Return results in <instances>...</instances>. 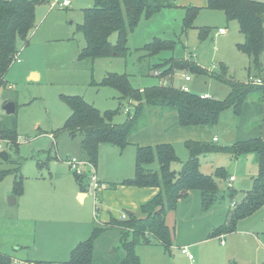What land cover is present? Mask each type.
<instances>
[{
	"label": "rangeland",
	"instance_id": "obj_1",
	"mask_svg": "<svg viewBox=\"0 0 264 264\" xmlns=\"http://www.w3.org/2000/svg\"><path fill=\"white\" fill-rule=\"evenodd\" d=\"M51 1L37 4L34 29L28 42H18L17 58L5 75V82L0 85V121L9 129L16 128L18 133L16 144L9 146V160L0 164L4 169L0 174V253L23 258H14L22 264H35V261L68 264L72 250L80 242L87 241L95 228L108 226L109 221L104 224L102 221L107 220L109 211L127 208L123 206L120 209L116 202L127 196L123 187L129 185L122 182L135 175V146L128 145L124 150L114 146L103 149L98 157V169L93 163L97 171L87 170L85 174L78 175L69 159L74 156L87 158L82 153L81 138L79 135L70 136L65 131L57 133L72 112L63 96H83L102 112L120 107L114 122L124 123L133 106L126 100L120 106L119 92L109 86H97L93 79L100 81L108 72H126L132 75L134 87L154 85L159 83V79L153 77L152 66L171 56L193 60L206 68L209 74L220 73V64H223L228 69L225 75L228 80L256 82L260 79L264 84V69L259 70L251 57L238 48V44L245 41V35L239 32L238 22L228 20L221 10L206 8V0H173L176 5L161 8L150 17H142L129 35L131 53L126 59L99 58L94 62L79 60L78 55L85 45V38L79 30L84 20V9L93 7L96 0H58L55 5ZM192 3L201 10L193 26L187 29L184 26L185 9L180 6ZM204 28L210 32L201 38ZM219 28L227 29V34H218ZM155 37L175 41L174 51L163 52L153 58L143 56L146 52L139 49ZM110 40L115 43L117 34L114 33ZM141 56L143 58L140 59ZM261 60L264 62V55ZM31 71L38 72L40 78L30 79ZM186 72L180 70L182 75ZM187 73L193 76L191 88L194 92L209 91L215 98H225L230 91L225 82ZM179 81L176 80L177 85L181 83ZM262 96L260 91H256L247 102H258ZM9 101L16 102L13 114H7L3 108ZM129 105L131 111L126 113L125 108ZM175 115V112H170L161 116L158 109H149L145 120L152 128L145 133L142 128L140 132L146 137L152 135L154 141L161 140L164 136L162 131L166 132L161 128L163 121ZM262 119L251 110L241 117L228 109L212 131L219 138L214 143L227 145L239 138L244 140ZM222 127L229 131L230 137L223 136ZM55 133L57 136L53 137ZM262 135L264 137V132ZM206 136L202 134V138ZM167 139L171 141L165 142L174 145L180 158L174 167L182 168L190 156L185 145L187 137L181 130L172 129L167 132ZM217 167H222L226 176L217 178L221 189L230 186V176H234L236 180L231 187L238 191L248 190L253 187V178L258 174L257 154L249 152L235 156L230 152L216 151L202 156L201 170L204 173L214 174ZM151 168L158 169V163L151 164ZM75 173L83 178L88 191L83 201V197L79 199L81 188ZM93 174L99 179L96 187L90 179ZM15 179L22 180L23 192L18 195L17 203L10 204ZM103 180L119 186L110 192L112 195L103 194V199L99 200L102 188L106 187ZM244 198L245 194H237L232 199L226 196L204 212L200 191H190L188 198L180 201L177 209L167 217L171 227L175 226L170 251L156 240L152 239L148 244L141 240L143 244L136 247L141 264H264V206L239 221L235 231H225L224 243L212 235L218 226L215 231L224 233L219 229L228 226L226 221L230 217L228 208L231 202H235L231 208L234 210ZM97 202L99 217L96 215ZM127 218L128 212L124 211L120 219ZM121 232L118 228L110 229L95 240L92 264L121 263L125 258ZM185 245L190 246L195 260H189L182 253L181 248Z\"/></svg>",
	"mask_w": 264,
	"mask_h": 264
},
{
	"label": "trees",
	"instance_id": "obj_2",
	"mask_svg": "<svg viewBox=\"0 0 264 264\" xmlns=\"http://www.w3.org/2000/svg\"><path fill=\"white\" fill-rule=\"evenodd\" d=\"M44 1L46 0H0V85L5 82V75L17 58L20 50L18 42H28L35 26L36 6ZM174 5L176 4L173 0H96L93 7L84 9V20L79 25L85 45L78 59H90L92 62L99 58L126 59L131 53L128 45L129 35L138 26L141 18L150 17L161 8ZM183 8L184 26L189 29L193 26L201 7L187 5ZM206 8L221 10L228 20L238 22L241 32L245 35V41L239 43L238 48L251 57L259 70H263L264 62L261 57L264 55V0H207ZM209 32L208 28L202 29L201 38ZM114 33L117 34L115 43L110 40ZM175 45L173 40L155 37L139 50L146 52L143 56L153 58L159 57L163 52L174 51ZM151 70H154L153 77L158 78L159 83L143 89L135 88L126 72H108L100 82L93 79V84L97 86L116 89L119 92L120 106L123 100L133 106L132 113L124 123L114 122L120 107L102 112L83 96L66 95L62 99L70 106L72 112L57 133L65 131L73 137L79 135L82 153L97 166L100 145L108 144L125 149L130 144V136L148 125L145 118L149 109H158L161 116L175 112L177 126L182 128L207 127L213 130L221 122L226 110L232 109L233 114L241 116L244 104L252 93L260 91L264 95V84L228 80L225 77L228 69L223 64H220V73L209 74L206 68L193 60L171 56L156 62ZM180 70L225 82L230 91L225 98H202L194 91H184L173 83V77ZM155 72H158V75H155ZM4 125L0 121V136L16 144V128L9 129ZM56 136L55 133L53 137ZM185 145L190 156L183 163L184 170L183 167H174L180 162V158L173 144L137 146L135 175L122 183L136 187H156L159 189L158 194L140 206V213L128 212L127 219L114 217L107 227L95 228L87 241L80 242L72 250L68 264H92L95 240L116 227L122 231L121 243L125 250V258L120 264H141L136 253V247L141 240L147 243L152 239L156 240L170 250L173 234L172 228L167 224V215L175 211L179 201L186 198L192 190L201 192L204 211L211 209L221 198L228 196L232 199L239 193L245 194V198L230 211L229 220L226 221L228 226L219 229L223 230L222 232L236 230L240 220L264 206V139L261 136L239 140L229 145L189 139L185 141ZM216 151L230 152L235 156L249 152L257 154L258 174L253 178L251 189L238 191L231 185L221 189L217 178H226L222 167L215 168L214 174H206L201 170V157ZM155 162L158 163V169L151 168V164ZM3 171L4 169L0 170V174ZM75 178L84 190L83 178L76 173ZM117 186V183L109 184V188ZM12 192L15 197H19L23 192L22 180H14ZM96 197L98 201V195ZM96 211L98 215V202ZM216 232L217 230H214L212 235H219L220 232ZM0 264H15V260L11 255L0 253ZM35 264L47 263L35 261Z\"/></svg>",
	"mask_w": 264,
	"mask_h": 264
},
{
	"label": "crops",
	"instance_id": "obj_3",
	"mask_svg": "<svg viewBox=\"0 0 264 264\" xmlns=\"http://www.w3.org/2000/svg\"><path fill=\"white\" fill-rule=\"evenodd\" d=\"M190 5V4H189ZM191 5H195V6H197L196 4H191ZM206 5H207V0H206ZM206 5H205V7H206ZM184 6H186V5H184ZM184 6H180V7H184ZM239 26V25H238ZM220 29V28H219ZM218 29V30H219ZM223 29H225V28H223ZM225 33H223V34H221V33H219L218 31H217V33L218 34H220V35H225V34H227V29H225ZM239 32H241V29L239 28ZM113 58H115V57H112V58H109V59H113ZM124 59V58H123ZM22 62V60L20 61V63ZM181 74V75H180ZM186 74H188L187 72L185 73V74H183L182 75V73H180V72H177L176 73V75L173 77V83L175 84V85H177L176 84V80L178 79H180V81L179 82H181L179 85H177V86H179V87H181L182 85H184V84H187L189 87H190V89H191V91H193L192 90V86H191V84H192V82H193V76L191 75V74H189L190 76H191V80L190 81H187L186 82V80H185V75ZM130 75V74H129ZM29 78L30 79H32V80H38L39 78H40V75H39V73L38 72H36V71H31L30 72V75H29ZM154 78H156V77H154ZM103 79V78H102ZM101 79V80H102ZM158 79V78H157ZM100 80V81H101ZM130 80H131V82H132V75H130ZM100 81H97V82H100ZM146 86H143V87H140L139 89H143V88H145ZM135 88H137V87H135ZM196 93H199V94H204V93H209L211 96H212V94L209 92V91H197ZM130 106V105H129ZM131 107V106H130ZM252 108V109H251ZM249 110H251L252 111V114H255V115H260V116H262L263 117V119H262V122H260V124H258L257 123V126L255 127V128H253L252 130H251V132H249V133H247V136H246V139H248V137L249 138H251V137H257V136H261L263 139H264V137H263V132H264V95L262 96V97H260L259 98V101L258 102H252V104H249L247 101L245 102V104H244V107H243V111H242V114H241V117L244 115V114H246ZM169 120V121H168ZM170 123V124H169ZM169 124V125H168ZM163 126H161V128L163 129V130H165L166 132H164V131H162V134H164V136L163 137H161V140H153V139H151V137H152V135L151 136H147L146 137V135H143V132L145 133V132H147V131H149L151 128H152V126L151 125H147L146 127H144L142 130H143V132H140L141 130H138L137 132H135V133H133L131 136H130V138H129V141H130V144L129 145H134L135 146V148H136V150H137V146H145V145H157V144H160V143H171V142H165V141H171L170 139H167V132L168 131H170V130H172L173 129V131L174 130H181L183 133H184V135H185V137H187V139L186 140H189V139H191V140H199V141H214V138L215 137H217L218 138V136H217V134H212V131H214V129L213 130H211L210 128H207V127H186V128H182V127H179V126H177V115H175V116H172L171 118H166L165 119V121H163V124H162ZM222 130H224V135L223 136H229L230 134H228V132L227 131H225V127H222ZM233 130V129H232ZM238 132V131H237ZM206 134L207 136L206 137H203L202 138V134ZM165 137V138H164ZM230 137V136H229ZM239 139H241V138H239ZM239 139L237 140V141H239ZM185 140V141H186ZM217 141H219V138L217 139ZM236 142V141H235ZM233 143V142H232ZM231 143V144H232ZM172 144V143H171ZM227 145H229V144H227ZM128 146V145H127ZM115 147V146H114ZM106 148H113L111 145H108V144H101L100 145V149H99V155H101V153H102V150L103 149H106ZM124 150V149H123ZM136 154V153H135ZM201 161H202V157H201ZM97 169H98V164H97ZM1 170H3L2 168H1ZM97 171V170H96ZM236 179H234V181H235ZM106 181V182H105ZM84 182V181H83ZM101 182V181H100ZM233 182V181H232ZM232 182H230V185H231V183ZM102 183H104V184H106V187H104V188H102V191H101V199H103V194H107L108 193V195H112V193L110 194V192H112V190H115V189H117L118 188V186L116 187V188H109V184H112V183H110V182H108V180H103V182ZM13 186V185H12ZM81 188V187H80ZM121 188V187H120ZM124 189V193L125 194H127V196L126 197H121L120 198V200L119 201H117L116 202V206H118L120 209L124 206V207H127V208H124L123 210H120V211H116V212H111V211H109L108 213H107V220H104V221H102L103 222V224L106 222V221H111V218H120V216L124 213V211H127V212H137L138 211V209L140 208V206L142 205V204H144V203H146V202H148V201H150L151 199H153L157 194H158V192H159V189L158 188H156V187H136V186H129V187H123ZM201 193V192H200ZM239 194H243V193H239ZM189 195H190V193H189ZM188 195V196H189ZM11 196L13 197L14 195L13 194H11ZM10 196V197H11ZM88 196V191H86L85 189L84 190H80V193H79V199H80V197H83L82 198V200L81 201H83L84 199H85V197H87ZM188 196L186 197V198H184V199H181L180 201H182V200H185V199H187L188 198ZM16 198V202L15 203H17L18 202V197H15ZM220 200H224L223 198H221ZM180 201H179V203H180ZM217 203V202H216ZM215 203V204H216ZM123 204V205H122ZM214 204V205H215ZM179 205V204H178ZM202 205V204H201ZM213 205V206H214ZM235 206V205H234ZM233 206V204H232V202H231V205H230V207L228 208L229 209V212H228V214L230 213V211H231V208H233L234 207ZM226 207H228L227 205H226ZM210 210V209H209ZM204 211V210H203ZM208 211V210H207ZM172 212H174V211H172ZM204 212H206V211H204ZM170 214V213H169ZM168 214V215H169ZM168 215H167V217H168ZM98 217H99V214L97 215ZM247 218V217H246ZM168 219L169 218H167V224L170 226V228H172V240H173V236H174V229H175V226H173V227H171V225L169 224V222H168ZM245 219V218H244ZM243 220V219H242ZM242 220H240V221H242ZM108 222V223H109ZM221 226V225H220ZM219 227V226H218ZM217 227V228H218ZM117 228V227H116ZM119 229V228H118ZM216 229V228H215ZM214 229V230H215ZM237 229V228H236ZM109 231V230H108ZM108 231H106L105 233H107ZM235 231V230H234ZM233 232V231H232ZM225 232L224 233H219V235H217L216 237H219L220 239H221V241L224 243L225 241H224V238H225ZM140 244H143V243H140ZM146 244H148L147 242H146ZM172 246H173V243H172ZM171 246V247H172ZM185 246H188L189 247V250H190V246L189 245H185ZM170 251V250H169ZM8 255H11V254H8ZM13 258H15V259H23V258H18V257H16L15 255H11ZM189 259V258H188ZM190 260V259H189ZM194 260H195V256H194ZM191 261H193V260H191Z\"/></svg>",
	"mask_w": 264,
	"mask_h": 264
},
{
	"label": "built area",
	"instance_id": "obj_4",
	"mask_svg": "<svg viewBox=\"0 0 264 264\" xmlns=\"http://www.w3.org/2000/svg\"><path fill=\"white\" fill-rule=\"evenodd\" d=\"M56 3H58V0H52L51 4L55 5ZM68 3V2H65ZM219 33L223 34L225 33V29L220 28L218 30ZM18 62L21 61V59H17ZM155 75H158V72H155ZM185 80L190 81L191 80V76L189 74L185 75ZM257 83H261L260 79H257L256 81ZM181 89L184 91H191L190 87L187 84H184L181 86ZM202 98H210L212 97L209 93H204V94H200ZM131 111V107H126L125 108V112L129 113ZM217 137L214 138V141H217ZM11 145V141L10 139L4 138L2 136H0V152L2 151H7L9 153L10 156V148L9 146ZM1 162H4L1 158H0V164ZM69 162L72 166V168L74 169V171L78 174V175H83L85 174V172H87V170H94L96 172L95 166L94 164L88 160V159H81L78 158L77 156L71 157L69 159ZM1 170V167H0ZM91 182L93 183V185H95V187L99 184V179L97 177L96 174H93L91 176ZM235 177L234 176H230V181H234ZM96 193V192H95ZM97 196V193H96ZM235 205V202L233 203V206ZM125 216V215H124ZM182 253H184L190 260H194V254L191 253V251L189 250L188 246H184L181 248ZM23 262L16 260L15 264H22Z\"/></svg>",
	"mask_w": 264,
	"mask_h": 264
},
{
	"label": "water",
	"instance_id": "obj_5",
	"mask_svg": "<svg viewBox=\"0 0 264 264\" xmlns=\"http://www.w3.org/2000/svg\"><path fill=\"white\" fill-rule=\"evenodd\" d=\"M4 110L6 111L7 114H13L16 112V102L15 101H9L4 105ZM9 153L7 151H2L0 152V158L3 161H8L9 160ZM185 168L183 167V170ZM16 198L12 197L10 198V204H15Z\"/></svg>",
	"mask_w": 264,
	"mask_h": 264
}]
</instances>
